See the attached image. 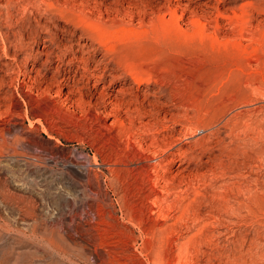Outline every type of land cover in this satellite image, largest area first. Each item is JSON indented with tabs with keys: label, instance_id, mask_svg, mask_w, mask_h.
I'll list each match as a JSON object with an SVG mask.
<instances>
[{
	"label": "rangeland",
	"instance_id": "rangeland-1",
	"mask_svg": "<svg viewBox=\"0 0 264 264\" xmlns=\"http://www.w3.org/2000/svg\"><path fill=\"white\" fill-rule=\"evenodd\" d=\"M152 263L264 264V0H0V264Z\"/></svg>",
	"mask_w": 264,
	"mask_h": 264
},
{
	"label": "bare ground",
	"instance_id": "bare-ground-1",
	"mask_svg": "<svg viewBox=\"0 0 264 264\" xmlns=\"http://www.w3.org/2000/svg\"><path fill=\"white\" fill-rule=\"evenodd\" d=\"M124 132H125V131H124ZM129 133H130V132H129ZM129 133H128V134H129ZM129 135H130V134H129ZM126 136H127V135H126ZM145 138H146V137H145ZM128 139H129V138H128ZM147 234H148V233H147ZM150 242H151V241H150ZM164 257H165V256H164ZM164 261H165V260H164ZM150 262H151V261H150ZM167 263H168V262H167ZM152 264H153V263H152ZM154 264H155V263H154Z\"/></svg>",
	"mask_w": 264,
	"mask_h": 264
}]
</instances>
